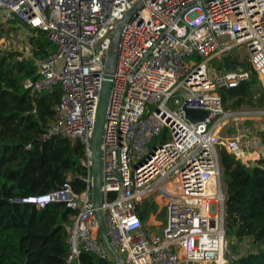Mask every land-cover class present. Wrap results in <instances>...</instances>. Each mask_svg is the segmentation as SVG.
<instances>
[{"label": "built area", "instance_id": "2783aa9c", "mask_svg": "<svg viewBox=\"0 0 264 264\" xmlns=\"http://www.w3.org/2000/svg\"><path fill=\"white\" fill-rule=\"evenodd\" d=\"M13 19L45 32L55 48L36 62L37 77L21 83L32 97L59 91L39 140L61 136L84 147L81 192L65 183L20 199L37 209L64 203L77 211L66 228L65 264L82 252L114 261L92 204L91 141L107 52L122 21L100 145L107 238L123 264H231L219 152L244 162V151L241 139L220 135L231 117L221 92L252 72L264 86V0H0V21ZM238 49L250 70L210 66ZM184 107L208 116L190 123ZM144 201L164 211L160 233L140 220Z\"/></svg>", "mask_w": 264, "mask_h": 264}, {"label": "trees", "instance_id": "16d2710c", "mask_svg": "<svg viewBox=\"0 0 264 264\" xmlns=\"http://www.w3.org/2000/svg\"><path fill=\"white\" fill-rule=\"evenodd\" d=\"M29 32L31 57L0 53V264H65L69 250L66 228L77 211L64 203L37 209L20 199L58 190L65 183L81 192L84 183L78 177L85 174L80 164L84 147L78 140L61 136L39 140L54 119L59 91L32 97L23 89L24 79L37 77L36 62L55 49L45 32ZM229 60L250 70L249 63ZM223 68L218 65V71ZM261 86L252 72L236 89L221 92L223 108H263ZM258 136L264 146V131ZM219 159L226 188V238L235 253L231 264H264V154L245 164L221 150ZM155 210L154 202L144 201L137 214L146 222ZM74 264L114 263L82 252Z\"/></svg>", "mask_w": 264, "mask_h": 264}, {"label": "rangeland", "instance_id": "374dc122", "mask_svg": "<svg viewBox=\"0 0 264 264\" xmlns=\"http://www.w3.org/2000/svg\"><path fill=\"white\" fill-rule=\"evenodd\" d=\"M13 20L7 22L0 21V53H16L21 54L24 58H29L31 57V47L28 42L31 36L29 28L22 27L21 23L19 24L18 21ZM230 58L241 64L248 63V58L245 55L244 49L233 50L230 53ZM217 64V61L214 60L210 63V66L217 68ZM261 87L264 90V86L262 85ZM223 112L229 114L231 117L225 123L221 131L220 135L222 137L239 138L246 147H248V144H254L256 141H259L258 132L261 130L264 131V107L242 106L237 110L223 108ZM153 144L155 143L152 142L150 147ZM243 160L246 161V158H243ZM227 250L230 256H235L228 240ZM238 250L239 247L236 253ZM240 251L242 252V249H240Z\"/></svg>", "mask_w": 264, "mask_h": 264}, {"label": "water", "instance_id": "95a60500", "mask_svg": "<svg viewBox=\"0 0 264 264\" xmlns=\"http://www.w3.org/2000/svg\"><path fill=\"white\" fill-rule=\"evenodd\" d=\"M133 11V10H132ZM130 11L127 16L132 12ZM124 21H122L117 28L113 31L112 35L114 40L111 42L108 52H107V57L105 60V76L102 82V87L100 91V97H99V104H98V109H97V115H96V122H95V129H94V134L93 138L91 141V150H92V204L95 209V215L99 223V235L104 243L105 247L109 250L113 260L114 264H123L119 255L117 254L116 250L114 247L111 245L107 238L106 234V229H105V224L104 220L102 217V213L100 210V205L102 202V196L100 193V145H101V137H102V131H103V124H104V118H105V111H106V106L111 90V85H112V73L114 70L115 62H116V44H117V39L118 35L121 29V26ZM223 66L225 70H235V66L232 65L229 62L228 58L223 59ZM183 112L185 115V118L190 122V123H197L204 121L208 113L203 110H194V109H187L183 108ZM262 131V130H261Z\"/></svg>", "mask_w": 264, "mask_h": 264}, {"label": "crops", "instance_id": "0c3cea01", "mask_svg": "<svg viewBox=\"0 0 264 264\" xmlns=\"http://www.w3.org/2000/svg\"><path fill=\"white\" fill-rule=\"evenodd\" d=\"M259 141L258 142L256 141L254 144H248V147H246L243 144V142H241L242 148L244 151V158H246V161L244 160L243 163L245 164L253 163L254 161H257L264 154V146L261 144V141L260 142ZM225 191H226V188H225ZM156 211H157V206L154 212ZM164 221H165V214H164V211L162 210L157 211L155 219L154 217H148L147 223L150 226V231L153 233H160L162 230Z\"/></svg>", "mask_w": 264, "mask_h": 264}]
</instances>
